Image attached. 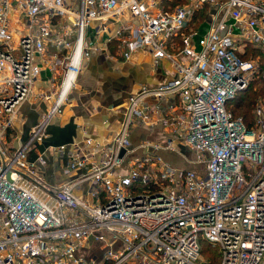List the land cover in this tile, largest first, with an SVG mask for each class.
I'll return each mask as SVG.
<instances>
[{
  "label": "built area",
  "instance_id": "2783aa9c",
  "mask_svg": "<svg viewBox=\"0 0 264 264\" xmlns=\"http://www.w3.org/2000/svg\"><path fill=\"white\" fill-rule=\"evenodd\" d=\"M169 1L0 0V264H209L202 240L217 245L218 264H264V100L254 126L228 106L264 77L259 58L242 56L250 44L264 47V0ZM197 12L209 19L203 33ZM95 21L97 35L109 31L126 59L148 48L175 74L130 94L110 141L71 145L62 170L69 179L52 184L47 154L29 153L67 102ZM14 22L25 25L18 36ZM52 45L63 55L62 80L50 109L14 147L7 139L17 111ZM163 123V140L131 145L136 126ZM50 150L63 156L66 143ZM163 151L189 153L190 165Z\"/></svg>",
  "mask_w": 264,
  "mask_h": 264
},
{
  "label": "crops",
  "instance_id": "0c3cea01",
  "mask_svg": "<svg viewBox=\"0 0 264 264\" xmlns=\"http://www.w3.org/2000/svg\"><path fill=\"white\" fill-rule=\"evenodd\" d=\"M203 20L197 27L205 32L209 29V19L206 17ZM16 23L18 22L13 24L18 36L20 29H24L25 25ZM66 24L72 26L69 21H66ZM98 24V21H95L88 27L93 46L90 47V54L84 58L77 82L68 93L67 102L62 111L48 123L47 137L36 141L29 153L31 159H35L42 152L47 154L48 162L43 169L47 181L52 184L69 179L62 170L71 145L86 147L87 143L110 141L119 131L130 94L142 85L157 86L167 82L175 74V67L170 60L164 58L156 64L148 48H140L126 59L118 47L117 39L109 40V31L97 35ZM116 25V21L111 23L110 31H114ZM57 50L52 45L49 52L44 54L45 57L37 59L42 70L34 83L33 94L19 107L14 127L9 133L10 143L14 147L27 140L34 125L53 104L65 69L63 55L58 54L55 57ZM46 93L52 94L53 97L39 96ZM148 100L151 104L158 101L154 98ZM175 100L176 98H169L166 104ZM168 129L170 127L165 123L157 127L149 124L138 125L132 131L131 145L136 147L143 140H163ZM60 143H66L64 157L50 150ZM138 149L140 153L141 148ZM161 154L177 166H189V153L180 155L178 152L163 151ZM129 160L130 155L126 157L122 168L129 166Z\"/></svg>",
  "mask_w": 264,
  "mask_h": 264
},
{
  "label": "trees",
  "instance_id": "16d2710c",
  "mask_svg": "<svg viewBox=\"0 0 264 264\" xmlns=\"http://www.w3.org/2000/svg\"><path fill=\"white\" fill-rule=\"evenodd\" d=\"M185 0H171L169 1L170 7H173L179 3L184 2ZM197 26H200L203 23L202 15L204 12H197ZM204 32L201 30V33ZM252 52L253 55L259 54L261 59V65L264 69V49L260 50V48H254L253 44L248 45V51ZM250 55V54H249ZM249 55L244 54L245 58H248ZM254 85H250L248 88L239 91L234 98L229 101V108L233 111L234 115L237 117H241L248 126H254L255 119L253 115V108L259 94L264 96V77L261 78V84L255 88ZM233 101V105L231 102ZM202 253L205 259L209 262V264H218L219 262V249L217 245L210 243L207 240H202Z\"/></svg>",
  "mask_w": 264,
  "mask_h": 264
},
{
  "label": "rangeland",
  "instance_id": "374dc122",
  "mask_svg": "<svg viewBox=\"0 0 264 264\" xmlns=\"http://www.w3.org/2000/svg\"><path fill=\"white\" fill-rule=\"evenodd\" d=\"M202 18L203 19H205L206 18V12L205 13H203V15H202ZM253 47L254 48H260V50H262V49H264V47L263 46H257V45H255V44H253ZM262 48V49H261ZM247 53V55H249V57L248 58H259V61L261 62V59H262V57L259 55V54H257V55H253L252 54V52L250 51V49H249V51L247 50L246 51ZM264 61L262 60V63H263ZM262 70H264L263 68H262ZM261 78L262 77H257L256 79H254V81H252V83H251V85H254L255 84V88H257L260 84H261ZM262 100H264V96L263 95H261V94H259L258 96H257V99H256V102H255V105H254V108H253V115H254V119H255V121H256V108H257V106H258V104H261V101ZM231 104L233 105L234 103H233V101L231 102ZM10 132H12V131H10ZM7 141L8 142H10L9 141V139H7ZM190 158V160L192 159V157L190 156L189 157ZM188 164L190 165V163H189V161H188ZM97 247H98V245H92L90 248H89V253H88V255L90 256V253L96 248L97 249Z\"/></svg>",
  "mask_w": 264,
  "mask_h": 264
},
{
  "label": "water",
  "instance_id": "95a60500",
  "mask_svg": "<svg viewBox=\"0 0 264 264\" xmlns=\"http://www.w3.org/2000/svg\"><path fill=\"white\" fill-rule=\"evenodd\" d=\"M125 150H126V149H124V148L121 150V152H120V156H121V157L124 155Z\"/></svg>",
  "mask_w": 264,
  "mask_h": 264
}]
</instances>
